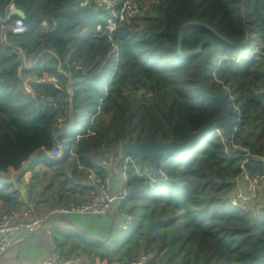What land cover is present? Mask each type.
<instances>
[{"label":"trees","instance_id":"16d2710c","mask_svg":"<svg viewBox=\"0 0 264 264\" xmlns=\"http://www.w3.org/2000/svg\"><path fill=\"white\" fill-rule=\"evenodd\" d=\"M125 1L0 0V174L20 171L16 181L25 190L39 166L54 168L42 192L55 189L61 203L64 193L68 201L90 188L76 182L92 171L105 176L95 156L118 155L129 137L184 140L221 113L198 88L202 52L189 54L209 38L215 50L204 84L226 98L229 136L213 131L181 156L159 157L155 170L135 158L137 170L129 165L126 172L129 195L120 202L133 219L119 242L109 250L66 236V244L93 264H128L156 251L162 264H264V207L228 198L242 166L264 173V0H133L135 11ZM12 4L32 28H2L17 19H6ZM49 18L52 28L44 24ZM32 76L36 99L24 90ZM56 131L61 159L45 153ZM21 188L0 180V208L21 210Z\"/></svg>","mask_w":264,"mask_h":264},{"label":"built area","instance_id":"2783aa9c","mask_svg":"<svg viewBox=\"0 0 264 264\" xmlns=\"http://www.w3.org/2000/svg\"><path fill=\"white\" fill-rule=\"evenodd\" d=\"M107 5L113 7L114 3L112 0H103ZM133 0H126L124 6L126 10L130 9L133 5ZM130 16V15H129ZM7 14L6 19H9ZM121 18H124L122 14ZM109 27L113 28V23L110 22ZM2 28L6 31L12 33H23L28 30L26 22L17 17L16 21L13 24H3ZM21 52V51H19ZM30 85H24L25 92L36 99L35 92ZM37 102H39L37 100ZM237 109V108H236ZM63 125V121L59 122L57 126L60 128ZM214 132H217L219 135L223 136V132L220 128L214 129ZM58 134H54L55 145L52 150L45 151V153L52 159H60L64 147L57 140ZM238 147V146H237ZM245 154L244 156L249 155L244 148H241ZM239 155V154H238ZM107 159L109 161H117L122 165V173L126 179V172L129 165H133L136 168L135 158L133 156H125L120 152L118 155L108 152ZM264 160V159H263ZM137 170V168H136ZM251 175L245 168L242 166V173L239 178L248 179ZM93 183L95 185L89 195L82 200H70L66 204L59 205L51 209L45 215H39L35 211L34 206L31 203L25 202L24 207L19 211L8 210L6 208H0V253L8 250L17 240L25 236L27 233L36 232L41 229L49 218L51 217H62L68 214H81L87 216H110L115 211V208L118 207L120 202L124 200L129 192L126 189V180L122 181L120 189H115L112 185V179L110 174H105L103 177H98L97 175L91 176ZM251 186H246V191L242 190L241 186H236L235 195L233 196V191L229 194V200L233 202L240 203L241 205H246L249 202H255L259 198V187L264 184V173L263 174H254L251 175ZM16 189H18L16 187ZM20 192L23 193L25 190L20 189ZM132 216L126 214L123 216L122 226L126 228L132 222ZM46 231L50 235V242L54 244V239L52 237V229L47 228ZM157 252H152L150 254L142 253L136 259L132 260L128 264H162L159 259H156ZM9 264H21V263H9ZM41 264H82V258L79 256L72 257H62L58 252H52V255L44 259ZM109 264H122L117 258H114Z\"/></svg>","mask_w":264,"mask_h":264},{"label":"crops","instance_id":"0c3cea01","mask_svg":"<svg viewBox=\"0 0 264 264\" xmlns=\"http://www.w3.org/2000/svg\"><path fill=\"white\" fill-rule=\"evenodd\" d=\"M108 152L115 154L114 151H106L103 154L95 156V161L104 167L106 174H110L113 187L115 189H120L122 181H127V177L125 179V177L123 176L122 165L120 164V162H117L115 160H104V158L107 159ZM95 175L96 174L92 171L89 174L87 180L77 181L76 183H79L80 185L87 184L90 188L87 190L75 192L74 198H70L68 201L85 199L89 195L90 191L95 187L91 177ZM64 194V198L60 203L57 201L59 193L56 192L55 189L52 192L46 193L35 192V195L38 196L37 202H39H36V204H34L35 206L33 205L35 211L37 212V214L42 216L56 207L57 204H66L68 201H64ZM22 195L25 202L32 203L27 200L25 192ZM125 215L126 213L120 209L119 204L118 207L115 208L113 214L110 216L68 214L62 217H51L47 221H45L41 229L36 232L25 234V236L20 237L17 242L14 243L8 250L0 253V264H41L44 259H47L52 255V252H58L64 258L79 256L82 258V264H93L91 263L90 259H88V256L83 252H78L75 250L72 251L71 247H68L67 245L70 243L69 240L71 238H67L68 240H66L65 237L81 236L87 241L101 242L109 250H112L114 246L119 242V239L122 237V230L127 229V227L129 226L128 225L126 228L122 226L123 216ZM47 228L52 229L54 244H51L49 240L50 235L46 231ZM105 263L106 262H99L97 260L94 264Z\"/></svg>","mask_w":264,"mask_h":264},{"label":"water","instance_id":"95a60500","mask_svg":"<svg viewBox=\"0 0 264 264\" xmlns=\"http://www.w3.org/2000/svg\"><path fill=\"white\" fill-rule=\"evenodd\" d=\"M9 17L16 16L22 18L28 27V29L34 26V23L29 20L25 14V12L17 8L14 4L11 5L8 11ZM47 25L49 28L53 27V20L49 18ZM181 36V30L179 32V40ZM209 43L210 47L202 51V47L204 44ZM215 50L214 42L209 38H203L199 46L191 51L189 54L201 53V58L199 62V72H198V88L205 97L216 99L221 107V113L214 119L210 120L204 126L199 128L198 130L192 132L188 137L184 140L176 141H155L154 139H150L149 141L139 142L137 139H133L129 137L125 142H122L119 146L120 152L125 156H133L137 158L139 162L144 159H147L153 170L157 168V159L159 157H174L181 156L185 154L187 151L191 150L201 142V140L212 133L214 129L221 128L222 132L225 136H229L230 130L232 128V120H231V109L228 106L226 98L223 94L218 93L214 90L207 88L204 84V75H205V67L206 60L208 55ZM180 52V46H179Z\"/></svg>","mask_w":264,"mask_h":264},{"label":"rangeland","instance_id":"374dc122","mask_svg":"<svg viewBox=\"0 0 264 264\" xmlns=\"http://www.w3.org/2000/svg\"><path fill=\"white\" fill-rule=\"evenodd\" d=\"M132 7H133V9H134V11L136 10V8H137V3L136 2H134L133 3V5H132ZM131 7V8H132ZM136 7V8H135ZM45 24V26L47 25V23L45 22L44 23ZM48 26V25H47ZM34 76H32V77H29V78H27V79H25L24 80V85H29V79H32ZM30 87V86H29ZM61 121H63V119H59V122H61ZM58 122V123H59ZM1 125V124H0ZM66 126V124H65V122L63 121V125H62V127H60V129L62 130L64 127ZM59 129V130H60ZM56 133L59 135L60 133H61V131H56ZM59 143H61V142H59ZM64 151H63V154H62V156H61V158H63V156H64ZM73 157H74V153L69 157V159L64 163V166L67 168V169H69L70 168V166H71V162H72V160H73ZM60 158V159H61ZM104 160H107L108 161V159H106V158H104ZM103 160V161H104ZM26 166H28V163L25 165V168H26ZM37 174L39 175V177H38V179L36 180H33V183H32V185H29V187L30 188H25V190H26V192H25V196H27V200L29 201V202H32L31 204L32 205H34V204H36V202H37V200H38V196H36L35 195V192H42V190H43V188H44V186H46L48 183H49V181H50V177L52 176V174L56 171V169H52V168H48V167H45V166H43V165H41V166H39L38 168H37ZM55 170V171H54ZM21 172L20 171H16V170H14L13 168H10L7 172H5V173H2V174H0V180H3V181H8V182H13L14 184H15V187H17V188H21V187H23L22 185H20V184H18L17 183V178H18V176H19V174H20ZM31 176V175H30ZM126 177H127V175H126ZM25 178H28L29 179V174H27L26 175V177ZM252 178H251V175H249V180H251ZM248 179H238V180H233V182H234V185H235V189H236V186H241L242 187V190L243 191H246V189H247V187L248 186H251V182L249 181ZM27 182V181H26ZM21 186V187H20ZM247 186V187H246ZM246 188V189H245ZM23 190H24V187H23ZM258 192H259V198H258V200L257 201H255V202H249V203H247L246 204V208H248V209H251L252 207H255V209H259V208H261L262 206L264 207V184L262 185V186H260L259 187V190H258ZM24 193V192H23ZM22 193V194H23ZM233 193V196L232 197H234V195H235V190L232 192ZM229 197V196H228ZM234 201V200H233ZM37 203H39V202H37ZM256 205V206H255ZM35 206V205H34ZM3 208H5V207H3Z\"/></svg>","mask_w":264,"mask_h":264}]
</instances>
